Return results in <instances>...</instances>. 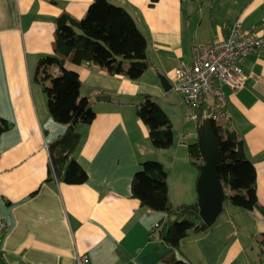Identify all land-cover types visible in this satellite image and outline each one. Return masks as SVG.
I'll list each match as a JSON object with an SVG mask.
<instances>
[{
  "label": "crops",
  "instance_id": "crops-1",
  "mask_svg": "<svg viewBox=\"0 0 264 264\" xmlns=\"http://www.w3.org/2000/svg\"><path fill=\"white\" fill-rule=\"evenodd\" d=\"M92 1L0 0V118L8 124L0 133V220L6 225L0 264H74L78 254H87L92 264H168L164 259L173 250L153 232L165 214L141 207L130 183L142 162L158 161L171 205L195 203L198 173L186 146L195 142L196 131L182 96L164 90L158 75L171 86L179 64L192 61V47L222 40L234 23L264 37V0H108L131 9L149 66L129 80L90 63H64L77 73L79 95L94 112L89 125L77 126L82 141L75 158L87 179L78 185L47 182L46 143L65 127L47 114L34 81L37 60L52 54L54 19L62 12L80 19ZM239 66L244 88L223 89L227 125L243 138L262 211L224 202L210 229L192 232L180 244L178 258L190 264H264V47ZM145 96L157 101L173 130L188 126L189 135L154 149L135 114Z\"/></svg>",
  "mask_w": 264,
  "mask_h": 264
},
{
  "label": "trees",
  "instance_id": "trees-1",
  "mask_svg": "<svg viewBox=\"0 0 264 264\" xmlns=\"http://www.w3.org/2000/svg\"><path fill=\"white\" fill-rule=\"evenodd\" d=\"M156 1L150 0L151 3ZM130 11V8L114 5L108 0H93L82 18L76 19L62 12L53 21L52 54L38 57L34 75L35 83L40 85L44 94L49 118L65 127L61 134L46 143L47 182L53 180L78 185L87 179L86 172L75 158L82 141L77 126L89 125L94 119V112L88 99L79 95L81 82L77 73L67 70L64 63H90L109 74L122 75L129 80L139 79L149 66L146 40ZM52 68L58 73H53ZM194 112L196 126L210 117L207 102ZM135 114L147 128L154 149L172 146V124L155 99L145 96L136 106ZM211 124L220 155L217 175L225 202L235 208L262 211L256 196L255 169L246 157L242 136L227 124ZM7 128L6 121L0 118V133ZM186 150L194 168L202 164L196 141L188 144ZM130 190L141 207L165 214V219L159 222L160 228L153 229L156 237L173 250L164 262L190 264L178 258L180 244L192 232H206L216 218L204 224L198 216L196 203L172 206L168 200L166 173L158 161L141 163L140 169L132 176ZM259 243L264 244V233Z\"/></svg>",
  "mask_w": 264,
  "mask_h": 264
},
{
  "label": "built area",
  "instance_id": "built-area-1",
  "mask_svg": "<svg viewBox=\"0 0 264 264\" xmlns=\"http://www.w3.org/2000/svg\"><path fill=\"white\" fill-rule=\"evenodd\" d=\"M264 47V37L244 31L234 23L229 34L211 45L195 44L192 47V61L180 63L174 70L171 88L178 92L186 106L188 120L195 121L194 110L203 102L210 107V121L227 124L230 112L227 108L224 87L236 93L244 88L246 76L239 61ZM202 158V157H201ZM160 228L156 223L153 229ZM6 225L0 220V248ZM74 264H92L87 254L75 256Z\"/></svg>",
  "mask_w": 264,
  "mask_h": 264
},
{
  "label": "water",
  "instance_id": "water-1",
  "mask_svg": "<svg viewBox=\"0 0 264 264\" xmlns=\"http://www.w3.org/2000/svg\"><path fill=\"white\" fill-rule=\"evenodd\" d=\"M159 82L164 90L171 86L162 76L158 75ZM212 122L209 118L203 119L196 128V143L202 164L196 167L197 178L195 191L198 216L204 224H209L221 213L225 202V194L217 175L220 161L218 144L212 131Z\"/></svg>",
  "mask_w": 264,
  "mask_h": 264
},
{
  "label": "rangeland",
  "instance_id": "rangeland-1",
  "mask_svg": "<svg viewBox=\"0 0 264 264\" xmlns=\"http://www.w3.org/2000/svg\"><path fill=\"white\" fill-rule=\"evenodd\" d=\"M188 108V107H187ZM196 123L194 122V121H192V120H190V128H191V130H193V131H196ZM181 128H183L184 129V131L185 132H182L183 130H181ZM185 133V135H189V127L188 126H181L180 124L179 125H177V128H176V130L174 129H172V135H173V140H174V142H177L178 141V139H181V136H182V134H184ZM193 133H195V132H193ZM189 143V142H188ZM191 143V142H190ZM189 143V144H190ZM196 171H197V169H196Z\"/></svg>",
  "mask_w": 264,
  "mask_h": 264
},
{
  "label": "bare ground",
  "instance_id": "bare-ground-1",
  "mask_svg": "<svg viewBox=\"0 0 264 264\" xmlns=\"http://www.w3.org/2000/svg\"><path fill=\"white\" fill-rule=\"evenodd\" d=\"M195 141H196V140H195ZM198 158H199V157H198ZM198 158H197V159H198ZM199 159H200V158H199ZM201 159H202V158H201ZM202 160H203V159H202ZM197 162H198V160H197ZM197 165H198V163H197ZM199 165H200V164H199ZM194 166H196V165H194ZM196 167H197V166H196ZM195 203H196V202H195Z\"/></svg>",
  "mask_w": 264,
  "mask_h": 264
}]
</instances>
